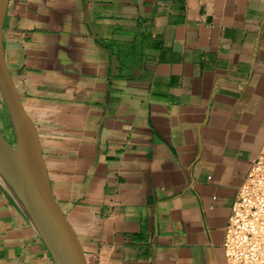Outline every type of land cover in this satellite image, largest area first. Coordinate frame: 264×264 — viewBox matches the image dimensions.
<instances>
[{
	"label": "crops",
	"instance_id": "crops-1",
	"mask_svg": "<svg viewBox=\"0 0 264 264\" xmlns=\"http://www.w3.org/2000/svg\"><path fill=\"white\" fill-rule=\"evenodd\" d=\"M3 50L87 264H226L264 147V0H9ZM0 264H55L1 179Z\"/></svg>",
	"mask_w": 264,
	"mask_h": 264
},
{
	"label": "water",
	"instance_id": "water-1",
	"mask_svg": "<svg viewBox=\"0 0 264 264\" xmlns=\"http://www.w3.org/2000/svg\"><path fill=\"white\" fill-rule=\"evenodd\" d=\"M8 3L0 0V95L20 144L14 151L0 128V179L55 264H87L56 206L39 139L21 108L5 64L3 22Z\"/></svg>",
	"mask_w": 264,
	"mask_h": 264
},
{
	"label": "built area",
	"instance_id": "built-area-1",
	"mask_svg": "<svg viewBox=\"0 0 264 264\" xmlns=\"http://www.w3.org/2000/svg\"><path fill=\"white\" fill-rule=\"evenodd\" d=\"M223 248L226 264H264V147L231 205Z\"/></svg>",
	"mask_w": 264,
	"mask_h": 264
},
{
	"label": "rangeland",
	"instance_id": "rangeland-1",
	"mask_svg": "<svg viewBox=\"0 0 264 264\" xmlns=\"http://www.w3.org/2000/svg\"><path fill=\"white\" fill-rule=\"evenodd\" d=\"M0 126H1L0 128H1L2 133L5 134V137L9 141L8 143L9 146L14 147L13 145L14 134H13L12 128L10 127V120L8 118V115L3 105L1 104V98H0Z\"/></svg>",
	"mask_w": 264,
	"mask_h": 264
},
{
	"label": "bare ground",
	"instance_id": "bare-ground-1",
	"mask_svg": "<svg viewBox=\"0 0 264 264\" xmlns=\"http://www.w3.org/2000/svg\"><path fill=\"white\" fill-rule=\"evenodd\" d=\"M2 123V122H1ZM2 126V125H1ZM0 126V127H1ZM3 134V137H4V139H5V141L7 142V143H9V141L7 140V138L5 137V134L4 133H2ZM9 145V144H8ZM11 147V146H10ZM14 151H18V149L17 148H15V147H11Z\"/></svg>",
	"mask_w": 264,
	"mask_h": 264
}]
</instances>
